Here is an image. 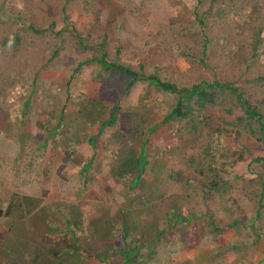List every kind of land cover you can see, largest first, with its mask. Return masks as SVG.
I'll return each instance as SVG.
<instances>
[{
	"label": "rangeland",
	"instance_id": "obj_1",
	"mask_svg": "<svg viewBox=\"0 0 264 264\" xmlns=\"http://www.w3.org/2000/svg\"><path fill=\"white\" fill-rule=\"evenodd\" d=\"M197 14L208 17L206 67L198 61ZM76 32L89 48L78 46ZM102 42L108 58L155 65L163 78L232 80L264 112V0H3L0 264H122L113 247L126 224L120 208L131 225L127 243L139 255L132 264H264V208L255 220L264 144L255 126L210 141L226 161L214 176L217 168L198 150L165 145L178 129L162 118L172 96L143 81L125 92L123 76L85 62L100 55ZM217 99L213 119L234 125L233 101ZM254 155L263 160L248 166ZM83 162L88 177L80 178ZM137 173L142 180L131 189ZM212 179L219 189L207 185Z\"/></svg>",
	"mask_w": 264,
	"mask_h": 264
},
{
	"label": "trees",
	"instance_id": "obj_2",
	"mask_svg": "<svg viewBox=\"0 0 264 264\" xmlns=\"http://www.w3.org/2000/svg\"><path fill=\"white\" fill-rule=\"evenodd\" d=\"M3 0H0V5ZM229 1V0H226ZM211 2H222L225 3V0H211ZM62 18L61 21L64 22L66 25L67 16L65 14V8L62 7ZM208 17L204 14L196 15V25L201 29L203 43H202V51L201 56L198 57V61L201 66H208L206 62V58L208 56L209 51V37L206 32V22ZM29 28L34 33H42L44 29H39L35 27V25H29ZM64 28V27H62ZM77 38L78 46L81 49H87L89 46L84 43L81 35L79 33H75ZM105 39V38H104ZM105 43H100L99 47H101V52L99 56H93L90 59H86L85 62L95 61L99 64L100 67L104 68L105 70H112L116 73L120 74L125 78L124 80V90L128 92L132 86L136 82L143 81L147 82L161 91L167 93L169 96L173 97V101L171 102L168 111L163 115V121L173 120L177 122L178 129L174 131L173 134L168 133L163 140H165V145L167 147L175 146L180 148V150H187L188 148H194L199 151L201 158H208V168H217V172L214 173L218 175V172L223 170V165L226 163L225 159L223 158L224 155H220L222 148H220V144L218 141L208 144L213 139H217L222 137V134L225 132H229L230 129H234V133L232 134H239L241 132V126H255V130L257 133V140L261 141L264 144V112L258 107V105L251 101V99L244 93L243 88L239 85H236L234 81L227 80V79H220V78H212V79H205V78H198L195 81H177L176 79L171 78H163L159 74V68L155 65L152 66H144V63L139 62L137 65L133 66L132 64L126 63L116 56L113 59L108 58V54L104 49ZM179 51V54L184 57H190L192 59L193 55L185 49L180 47H176ZM119 48H116V54L119 53ZM83 64L80 62L78 66L72 71L75 72L79 69V66ZM151 68V69H150ZM179 78V77H178ZM182 79V77H180ZM17 82V81H15ZM223 95L227 99L233 101L235 109L238 113L236 116V122L228 120V118H222V121L213 119V114L209 111V107L216 105L218 101V97ZM220 101V100H219ZM229 112L232 110L229 109ZM233 125L231 128L227 129L223 125ZM172 135H174L172 137ZM163 136V135H162ZM173 139V141L179 145H173L169 141ZM55 139H52V144L55 142ZM180 142V144H179ZM146 140L143 141L140 145V161L143 162L145 151H146ZM212 147V148H211ZM223 154V153H222ZM261 155H254L250 161L248 162V166H253L256 163L261 162L263 160ZM211 160H210V159ZM213 163L215 164L213 166ZM199 164V163H198ZM86 162H83L79 173L83 174L81 177H88L85 171ZM218 180L221 179L217 177ZM141 175L137 173L133 180L129 182V186L132 189L133 186H138L141 182ZM200 180V181H199ZM199 181V182H198ZM220 181V180H219ZM197 183L205 188L206 186L205 181L202 179H198ZM208 186L211 189L220 188L217 184V181L214 179L207 182ZM225 183V181H222ZM208 187V188H209ZM129 189V191H131ZM130 202V201H129ZM258 204L255 209V220H258L261 216V210L264 208V183H261V188L258 192ZM178 205V204H175ZM128 211H124L123 208H120L119 212L116 213L118 215V219L121 215L125 218L126 224L120 223V234L115 233L117 236L113 239L115 246L114 248L118 249V252L122 255V264H132L134 258H138V253L135 254L132 252L131 248L129 247L128 241V233L129 228L131 229V225H128L126 219V213ZM1 213V210H0ZM176 213L174 208H171L170 211L167 212L168 219H173V215ZM4 215L10 214L8 208L5 209ZM210 226L216 231H220L221 226L215 224L213 217L211 214L208 216ZM225 225H223L224 227ZM156 233H159L163 226L156 225ZM252 231L255 232V239H259L262 234L260 229L255 227V222L251 225ZM115 236V235H114ZM122 241V245L124 247H120ZM143 245V243H142ZM113 248V249H114ZM112 247L107 249V252H111ZM106 260H108L106 258ZM109 261V260H108ZM108 264V263H107ZM111 264V263H109ZM145 264H150L146 262Z\"/></svg>",
	"mask_w": 264,
	"mask_h": 264
}]
</instances>
